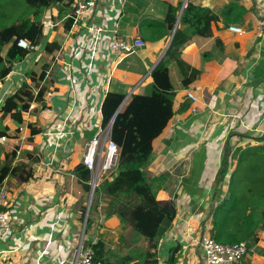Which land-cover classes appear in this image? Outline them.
I'll return each instance as SVG.
<instances>
[{
	"label": "crops",
	"instance_id": "1",
	"mask_svg": "<svg viewBox=\"0 0 264 264\" xmlns=\"http://www.w3.org/2000/svg\"><path fill=\"white\" fill-rule=\"evenodd\" d=\"M188 3L211 10L215 21L209 37L192 36L181 47L186 67L176 61L168 67L175 92L173 117L152 142L143 167L147 180L164 175L157 199L173 202L174 219L153 246L127 233L118 216H107L99 203L85 233L82 208L90 189L85 190L74 169L86 143L102 129L104 97L123 94L125 106L131 95L146 92L151 71L175 31L152 41L156 29L150 21H162L169 5L181 12ZM72 12L71 4L49 7L42 18V42L0 81V108L22 82L33 94L45 89L41 103L32 102L22 113L21 125L10 117L2 121L15 137L0 142V157L18 145L15 162L30 164L32 172L24 182L5 180L9 227L0 231V264H69L79 242L98 240L111 250L126 242L124 253L135 246L147 250L157 264H169L176 248L175 260L182 264H205L201 238L211 233L214 212L228 196L227 175H219L223 160L227 156L231 167L237 150L264 144V0H99L66 31L65 15ZM230 26L241 33L230 32ZM99 27L102 31L96 33ZM175 28L185 29L178 23ZM136 39L145 45L132 54L116 55L110 49L113 40ZM48 43L59 47L55 54H47ZM31 71L36 81L28 77ZM41 72L45 76L38 79ZM194 72L198 76L184 87V77ZM189 93L195 102L187 99ZM46 132L54 135L47 137ZM246 243L250 246L239 264H264V229Z\"/></svg>",
	"mask_w": 264,
	"mask_h": 264
},
{
	"label": "trees",
	"instance_id": "2",
	"mask_svg": "<svg viewBox=\"0 0 264 264\" xmlns=\"http://www.w3.org/2000/svg\"><path fill=\"white\" fill-rule=\"evenodd\" d=\"M8 1L12 0H0V81L10 73L14 64L30 53L17 45L19 40H26L35 47H38L42 42V18L47 9L58 3L65 6L72 3V0H23L25 11L19 13L17 21L13 20V22L9 21L13 10L7 4ZM179 12V7L169 5L162 21H150L153 28L156 29L154 32L156 37L152 41L161 40L172 33L174 29L175 31L165 55L151 71L152 82L146 88V92L143 95H131L130 100L121 108L113 120L110 136L120 148L117 173L109 182H103L95 188L94 199L86 218L85 233L91 224L92 213L99 203L105 205L107 216H118L120 223L126 227L127 233H131L136 239H141L144 243L153 246L161 240L174 219L175 207L173 202L157 199L158 191L162 188L164 175L153 180H147L143 173V167L151 156L152 142L160 136L173 117L175 92L170 83L168 67L173 61L185 66L180 59L181 47L192 36L209 37L211 23L215 21V15L211 10L191 3H188ZM61 14L62 10H60ZM65 16L67 18L64 22V29L68 31L73 24L74 17L72 13ZM5 19L6 21H4ZM177 23L185 27L184 31L175 28ZM8 45L9 47L3 56L2 52ZM45 49L47 54H55L59 47L48 43ZM35 75L33 71L28 73L31 81L37 80ZM43 75L45 76V72H41L38 79H43ZM197 76V72H194L191 76L184 77L182 85L187 87ZM44 91L45 89L41 87L37 94H33L32 87L26 82H22L16 91L5 98L0 108V137H15V135L10 136L8 134V128L2 125V121L10 117L18 125H21L23 122L22 113L29 110L32 102L41 103ZM125 97L123 94L114 92L105 95L101 105L102 129L109 125ZM37 132L32 130V134ZM260 147L264 148V144ZM18 150L19 146L15 145L12 150L4 154L3 158L0 157V184L5 183L9 177H17L24 182L30 176L32 172L30 164L15 162ZM238 163L240 164V160ZM228 170L227 156H225L219 173L220 178L223 179L229 175ZM74 173L80 181L84 182L85 190L89 191L88 181L91 177L89 170L79 164L75 167ZM241 174L240 166L231 171L228 178V196L214 212L213 228L210 235L222 244L254 240L255 232L258 229H264V194L250 207L245 218L238 215L235 221H229V218L232 219L231 217H233L231 212H238L237 210L247 206V203L241 201L239 196V193H247V188L238 184V192L235 185L238 179L236 175ZM243 174L247 173L243 172ZM251 191H254L253 187H251ZM259 206L262 208L258 210ZM85 212L86 209L83 206L82 221L85 219ZM222 213L224 215H221ZM224 219H227L226 223ZM228 227H232L231 234L226 232ZM132 241H135L134 244L140 242L135 239ZM83 246L92 251L94 264H157L155 259L148 258L149 252L147 250L136 246L124 253V250L129 247L126 242L120 243L115 250H111L101 240L95 243L84 241ZM247 246L249 249L250 245L247 244ZM176 252L177 248L171 251L169 264L176 262Z\"/></svg>",
	"mask_w": 264,
	"mask_h": 264
},
{
	"label": "built area",
	"instance_id": "3",
	"mask_svg": "<svg viewBox=\"0 0 264 264\" xmlns=\"http://www.w3.org/2000/svg\"><path fill=\"white\" fill-rule=\"evenodd\" d=\"M98 1L99 0H72V15L74 17L73 25H75L83 15L91 13ZM263 25L264 15L260 22V26ZM90 30L93 29L90 28ZM101 31L102 28L100 27L95 29L96 33H100ZM229 31L233 33H241V29L236 26H230ZM17 45L22 49L28 50L30 53L36 49L35 46H32L26 40H19ZM144 45V42L140 39L133 40L132 42L113 40L110 44V49L113 54L125 56L134 53L136 50L144 47ZM85 74L86 76H89L91 73L88 70ZM187 99L191 102L197 100L196 96L191 93L187 95ZM44 135L51 137V135L54 134L46 132ZM61 135L62 131L59 130L57 136L59 137ZM110 135L111 126L108 125L104 129H101L99 134H96L90 139L84 147L81 164L90 172L91 177L88 185L93 193L95 188L99 185L102 176L109 174V177L112 179L114 177L112 172H117L120 148L114 141H112ZM5 141V137H0V142ZM8 194L9 192L5 183L0 184V231L9 227V218L4 211ZM200 245L203 249L205 264H239L248 252L246 242L222 244L209 234L202 236ZM69 264H94L92 261V251L89 248L84 247L82 241L79 242L69 260ZM174 264L182 263L176 260Z\"/></svg>",
	"mask_w": 264,
	"mask_h": 264
},
{
	"label": "rangeland",
	"instance_id": "4",
	"mask_svg": "<svg viewBox=\"0 0 264 264\" xmlns=\"http://www.w3.org/2000/svg\"><path fill=\"white\" fill-rule=\"evenodd\" d=\"M9 2V1H8ZM10 8L13 10V13L11 14V18H9V21H17V17L19 13H22L25 11L23 8L24 1L23 0H12L9 3ZM23 8V9H22ZM6 21V19L4 20ZM3 21V23H4ZM13 21V22H14ZM124 107V106H123ZM263 146V145H262ZM253 149L246 148L245 150L241 151V149L236 151V154L233 155V161L231 163V167L229 166V172L230 175L231 171L234 169H238L239 166L242 169L241 175L237 176V182H236V188L239 192L238 184L240 186H245L247 188V193L240 194V200L247 203L246 208H240L237 210L238 212L230 213L233 217L232 219L229 218V221L236 220L237 216H241L245 218L247 214L249 213V209L251 206L254 205V202L262 195L264 194V148L256 145L255 147H252ZM243 154V155H242ZM240 160V164L238 163ZM239 164V165H238ZM243 172H246L247 174H243ZM113 175L115 174L112 172ZM229 175H227V178H229ZM111 178L109 177V174L104 175L100 178L99 185H101L103 182L110 181ZM98 185V186H99ZM251 187L254 188V191H251ZM94 199V196L92 195V200ZM91 206L90 203V194L88 192L87 201L84 205L86 212L89 210ZM262 208L261 206L258 207V210ZM257 210V211H258ZM85 212V214H86ZM88 214V213H87ZM228 219V217H227ZM84 224V222H83ZM84 229L85 226L83 225ZM210 235V234H209Z\"/></svg>",
	"mask_w": 264,
	"mask_h": 264
},
{
	"label": "water",
	"instance_id": "5",
	"mask_svg": "<svg viewBox=\"0 0 264 264\" xmlns=\"http://www.w3.org/2000/svg\"><path fill=\"white\" fill-rule=\"evenodd\" d=\"M178 20H179V17H178ZM178 20H177V21H178ZM124 102H125V100L122 102V104H121L120 107L117 109L116 113L114 114V116H113L111 122L109 123L110 126H112L113 120H114V118L116 117V115L119 113V111L121 110V108L123 107ZM89 194H90V203H91V199H92V195H93L92 190L89 191ZM87 213H88V211H87L86 214H85L84 224L86 223V218H87V215H88Z\"/></svg>",
	"mask_w": 264,
	"mask_h": 264
}]
</instances>
